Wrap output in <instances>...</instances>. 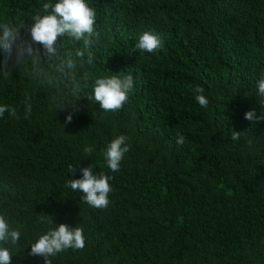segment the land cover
Instances as JSON below:
<instances>
[{
	"label": "trees",
	"instance_id": "1",
	"mask_svg": "<svg viewBox=\"0 0 264 264\" xmlns=\"http://www.w3.org/2000/svg\"><path fill=\"white\" fill-rule=\"evenodd\" d=\"M47 2L0 0V24L21 26L28 39ZM87 2L100 32L93 65L87 52L75 56L82 42L66 36L54 56L39 46L38 56L5 64L0 54V105L17 110L0 117V212L24 233L12 264H44L26 249L57 226L37 223L43 214L85 237L82 250L52 264H264V121L244 118L264 112V0ZM151 30L163 46L141 53L138 37ZM68 53L75 69L61 67ZM129 73L134 88L121 110L88 101L95 78ZM197 86L207 108L195 100ZM72 103L82 110L68 123ZM119 135L130 150L112 172L101 153ZM85 145L96 149L91 157ZM69 165L110 177L107 209L65 187L82 175Z\"/></svg>",
	"mask_w": 264,
	"mask_h": 264
},
{
	"label": "clouds",
	"instance_id": "2",
	"mask_svg": "<svg viewBox=\"0 0 264 264\" xmlns=\"http://www.w3.org/2000/svg\"><path fill=\"white\" fill-rule=\"evenodd\" d=\"M43 14L35 13L31 19L34 21L28 28V39L21 37V26H14L11 22L0 24V54L4 57V63L15 57L17 62L25 57H35L41 52L48 56L57 54V41L60 37H69L74 41L82 42V48L76 50V57H84L87 52V63L93 65V48L98 44L100 32L96 30L97 13L89 5L87 0H49L42 5ZM163 46L162 38L155 34L154 30L143 31L135 44V49L141 53H155ZM61 67L75 69L76 61L72 53H68ZM134 88L132 74L124 76L111 75L97 77L92 82V94L87 95L89 102L98 103L100 109L105 112H117L123 108L128 101V94ZM195 100L202 108L208 107V99L203 94L204 88L197 86L192 89ZM257 95L264 98V78L257 82ZM264 104V101H262ZM32 106L25 103L24 118L31 115ZM64 110H68L64 108ZM82 110L78 103H72L70 111H67L66 122L70 123L73 117ZM17 117L15 107L0 105V117L5 112ZM244 118L253 123L264 121V112L257 116L255 109L245 113ZM239 132L232 134V140L239 139ZM127 137L119 135L102 151V156L108 169L112 172L120 170V164L125 154L129 152L130 145L127 144ZM178 146L184 144V138L178 136ZM84 153L91 157L96 149L91 145H85ZM79 171L82 175L79 179H69L65 187L73 192L81 193V201L94 209H107L110 200L109 194L112 191L109 183L110 177L103 172L95 173L93 166L74 168L69 165V172L74 176ZM37 223L45 225H57L50 227L45 233L39 234L34 241H30L28 255L42 257L44 264H52V258L58 253L72 250H82L85 247V237L81 227H72L68 224H56L53 216L38 215ZM24 233L19 225L14 226L8 215L0 212V264H12L13 249L21 244Z\"/></svg>",
	"mask_w": 264,
	"mask_h": 264
}]
</instances>
